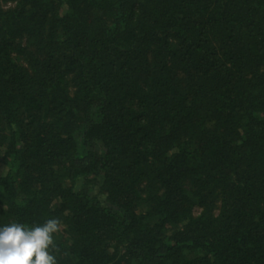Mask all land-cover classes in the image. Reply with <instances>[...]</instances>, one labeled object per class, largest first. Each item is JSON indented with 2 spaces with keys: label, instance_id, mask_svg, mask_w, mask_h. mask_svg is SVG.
Returning <instances> with one entry per match:
<instances>
[{
  "label": "trees",
  "instance_id": "trees-1",
  "mask_svg": "<svg viewBox=\"0 0 264 264\" xmlns=\"http://www.w3.org/2000/svg\"><path fill=\"white\" fill-rule=\"evenodd\" d=\"M52 218L57 264H264V0H0V225Z\"/></svg>",
  "mask_w": 264,
  "mask_h": 264
},
{
  "label": "clouds",
  "instance_id": "clouds-1",
  "mask_svg": "<svg viewBox=\"0 0 264 264\" xmlns=\"http://www.w3.org/2000/svg\"><path fill=\"white\" fill-rule=\"evenodd\" d=\"M59 228L55 218L33 226L19 222L0 225V264H57L51 249Z\"/></svg>",
  "mask_w": 264,
  "mask_h": 264
},
{
  "label": "rangeland",
  "instance_id": "rangeland-1",
  "mask_svg": "<svg viewBox=\"0 0 264 264\" xmlns=\"http://www.w3.org/2000/svg\"><path fill=\"white\" fill-rule=\"evenodd\" d=\"M10 6H13V5L7 4V5L4 6V7H5V8H8V7H10Z\"/></svg>",
  "mask_w": 264,
  "mask_h": 264
}]
</instances>
